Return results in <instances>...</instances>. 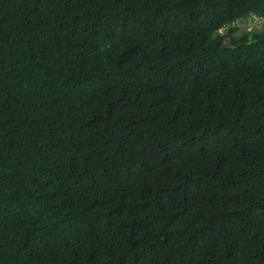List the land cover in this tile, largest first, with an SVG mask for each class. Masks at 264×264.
<instances>
[{
    "label": "trees",
    "instance_id": "trees-1",
    "mask_svg": "<svg viewBox=\"0 0 264 264\" xmlns=\"http://www.w3.org/2000/svg\"><path fill=\"white\" fill-rule=\"evenodd\" d=\"M264 0H0V264H264Z\"/></svg>",
    "mask_w": 264,
    "mask_h": 264
},
{
    "label": "rangeland",
    "instance_id": "rangeland-1",
    "mask_svg": "<svg viewBox=\"0 0 264 264\" xmlns=\"http://www.w3.org/2000/svg\"><path fill=\"white\" fill-rule=\"evenodd\" d=\"M231 26L237 27V31L235 34L239 36L247 30L264 28V17H260L255 14H252L250 16L243 17L234 21L230 25L221 28L220 31L225 32L227 28Z\"/></svg>",
    "mask_w": 264,
    "mask_h": 264
}]
</instances>
